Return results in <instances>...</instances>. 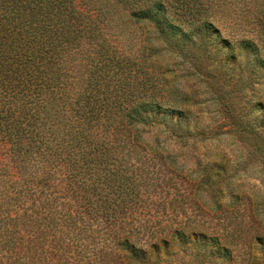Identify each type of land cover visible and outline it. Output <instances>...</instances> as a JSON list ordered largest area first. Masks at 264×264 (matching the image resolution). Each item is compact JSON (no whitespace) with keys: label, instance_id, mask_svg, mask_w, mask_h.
<instances>
[{"label":"trees","instance_id":"obj_1","mask_svg":"<svg viewBox=\"0 0 264 264\" xmlns=\"http://www.w3.org/2000/svg\"><path fill=\"white\" fill-rule=\"evenodd\" d=\"M119 7L170 42L220 36L210 18L225 13L213 0H0V164L15 178L0 189V264H124L165 244L134 219L147 183L133 157L142 126L174 110L125 52ZM240 47L264 66L254 41Z\"/></svg>","mask_w":264,"mask_h":264},{"label":"rangeland","instance_id":"obj_2","mask_svg":"<svg viewBox=\"0 0 264 264\" xmlns=\"http://www.w3.org/2000/svg\"><path fill=\"white\" fill-rule=\"evenodd\" d=\"M213 1L225 11L210 18L220 36L194 27L171 42L129 8L111 9L125 52L174 110L142 126L133 157L147 183L134 219L165 244L124 264H264V66L240 47L252 40L264 58V0ZM2 167L0 189H11Z\"/></svg>","mask_w":264,"mask_h":264}]
</instances>
